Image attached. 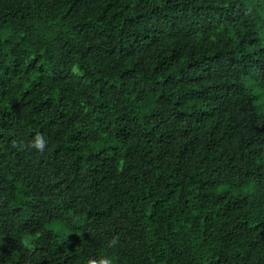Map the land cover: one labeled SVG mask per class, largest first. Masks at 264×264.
Here are the masks:
<instances>
[{
	"label": "trees",
	"instance_id": "16d2710c",
	"mask_svg": "<svg viewBox=\"0 0 264 264\" xmlns=\"http://www.w3.org/2000/svg\"><path fill=\"white\" fill-rule=\"evenodd\" d=\"M105 253L264 264V0H0V264Z\"/></svg>",
	"mask_w": 264,
	"mask_h": 264
},
{
	"label": "clouds",
	"instance_id": "9594fccd",
	"mask_svg": "<svg viewBox=\"0 0 264 264\" xmlns=\"http://www.w3.org/2000/svg\"><path fill=\"white\" fill-rule=\"evenodd\" d=\"M47 139L45 135L41 133H37L34 137V139L30 142L29 147L33 148L39 152H44L46 146H47ZM70 230V229H66ZM115 240L111 241L108 245V247H113L115 245ZM117 260V257L115 255H109L107 253L101 255L99 259L96 258H88L87 264H115Z\"/></svg>",
	"mask_w": 264,
	"mask_h": 264
}]
</instances>
